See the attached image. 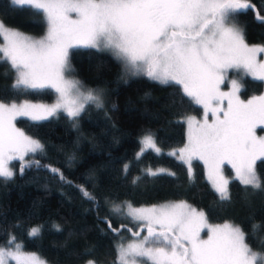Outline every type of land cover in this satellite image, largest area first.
I'll return each instance as SVG.
<instances>
[{
  "label": "snow or ice",
  "instance_id": "6c2138e0",
  "mask_svg": "<svg viewBox=\"0 0 264 264\" xmlns=\"http://www.w3.org/2000/svg\"><path fill=\"white\" fill-rule=\"evenodd\" d=\"M10 2L15 7L29 6L41 15L46 31L42 37L34 38L0 21V63H7L14 75V82L0 90V97L10 91L16 95L53 88L58 100L47 106L0 99V179L14 178L11 161L21 162L20 174L31 164H38L25 162V157L44 147L16 127L18 118L41 121L62 110L75 121L86 105L103 106L100 90L85 89L80 80L66 75L74 71L69 49L88 47L110 52L120 63L123 76L145 75L162 84L172 82L180 86L182 99L187 97L203 105L202 121L187 118L188 143L178 156L188 164L190 178L191 162L196 158L204 162L208 180L222 202L231 199L230 180L223 172L225 164L234 170L232 179L245 189L262 188L256 164L264 160V137H258L256 129L264 127V95L241 100L238 93L242 85L236 79L230 81V92H222L219 87L230 69L264 81V60L257 59L264 53V45L250 46L236 19L251 8L247 0ZM259 19L264 21V17ZM225 98L226 109L219 106ZM209 112L214 117L211 122ZM141 143V152L160 151L151 134H145ZM51 171L63 179L59 169ZM165 172L147 170L149 176ZM81 191L91 199L87 191ZM112 212L139 228L132 232L131 241L124 243L121 237L115 246L113 264H264V251L253 250L239 225L209 224L203 210L185 201L151 207L123 202L114 204ZM205 229L206 239L201 237ZM109 230L116 236L122 230L131 231L127 224L113 228L110 222ZM144 231L147 234L141 237ZM39 233L40 228L33 227L28 236L37 237ZM22 248L14 236L10 237L6 245L0 246V264H47L36 253ZM88 264L95 261L89 260Z\"/></svg>",
  "mask_w": 264,
  "mask_h": 264
},
{
  "label": "trees",
  "instance_id": "16d2710c",
  "mask_svg": "<svg viewBox=\"0 0 264 264\" xmlns=\"http://www.w3.org/2000/svg\"><path fill=\"white\" fill-rule=\"evenodd\" d=\"M247 2L251 8L238 15L237 22L247 43H264V21L259 19L264 17V0ZM0 21L33 36L46 31L41 15L29 6L15 7L10 0H0ZM69 51L74 69L68 73L69 78L80 80L85 89L100 90L103 106L86 105L75 121L62 110L46 120L16 121L26 135L44 147L25 158V162L38 164H31L20 174L21 162L15 161L14 178L0 179V246L14 236L23 245L22 250L36 252L50 264H84L89 260L113 264L115 246L121 237L130 240L132 232L139 231L112 212L114 204L130 202L140 206L185 200L203 210L211 223L228 221L239 225L253 250L264 251V160L256 164L262 181L259 190L245 189L232 179L226 166L231 199L220 201L207 181L203 163L192 160L190 178L187 165L165 153L186 143L183 119L203 112L189 98L182 99L179 85L162 84L145 75L123 76L120 63L107 51L88 47ZM238 76L240 97L248 99L263 92V81ZM13 82L8 64L0 63V90ZM55 97L51 88H45L16 95L10 91L0 99L50 102ZM145 134L154 136L162 152L148 149L137 158L140 137ZM159 166L167 172L147 174L150 167ZM51 169H59L63 179ZM81 188L91 199L83 195ZM109 222L113 228L127 224L131 231L122 230L116 236L109 230ZM33 227L40 228L37 237L28 236ZM146 234L144 231L141 236ZM88 252L91 254H85Z\"/></svg>",
  "mask_w": 264,
  "mask_h": 264
},
{
  "label": "rangeland",
  "instance_id": "374dc122",
  "mask_svg": "<svg viewBox=\"0 0 264 264\" xmlns=\"http://www.w3.org/2000/svg\"><path fill=\"white\" fill-rule=\"evenodd\" d=\"M73 16H74V14H73ZM16 29V28H15ZM17 30V29H16ZM22 33H24V32H22ZM24 34H26V35H29V36H32V37H34V38H40V37H42L43 35H36V36H33V35H31V34H28V33H24ZM0 43H2V40H1V42ZM249 44V43H248ZM250 46L251 45H264V43H261V44H252V43H250L249 44ZM70 50V49H69ZM70 52V51H69ZM257 59H260V60H264V53H260V54H258V56H257ZM67 76H68V73L66 74ZM251 77V76H250ZM68 78H69V76H68ZM70 79H72V78H70ZM233 79H236V80H238L239 82H240V78H239V76H238V74H237V72L235 71V70H229L227 73H226V79H225V81L219 86L220 87V91H222V92H230L231 91V83H230V81L231 80H233ZM264 82V81H263ZM241 83V82H240ZM52 90H53V92H54V94L56 95V97H55V99L53 100V101H50V102H44V101H31V100H28L30 103H33V104H42V105H47V106H51V105H53V104H55L56 102H57V100H58V93L55 91V89H53V88H51ZM238 95H239V97H240V92L238 93ZM259 95H264V90H263V92L261 93V94H255V95H252V97L253 96H259ZM251 98V97H250ZM250 98H248V99H250ZM240 99L241 100H248V99H244V98H242V97H240ZM23 101H25V100H21V101H18L17 103H20V102H23ZM198 106H200L202 109H203V112H202V114L200 115V116H195V115H189V116H187L186 118H184L183 119V121L185 122V125H186V140H185V144L183 145V146H181L180 148H178V149H169L168 151H165V153L166 154H168V155H172V153H176V155H172L173 157H175L177 160H179L180 162H181V160L178 158V156H179V151H180V149H182V148H184L185 147V145L188 143V123H187V118L188 117H195L196 118V120H199V121H202L203 119H204V107H203V105H199V104H197ZM213 105L215 106V102H213ZM221 108H227V98H225L223 101H222V103H220V105H219ZM64 112V111H63ZM24 118H26V117H24ZM49 118V117H48ZM19 119V118H18ZM17 119V120H18ZM28 119V118H27ZM214 119V117L212 116V114H211V112H209L208 113V120H209V122H211L212 120ZM16 120V121H17ZM16 123V122H15ZM16 127L17 128H19V129H21L22 130V128H20V127H18L17 126V124H16ZM264 129V127H260V126H258L257 127V129H256V135L258 136V137H264V130L263 131H260L259 129ZM23 131V130H22ZM24 132V131H23ZM25 133V132H24ZM152 135V134H151ZM153 136V135H152ZM143 137L144 136H142V137H140V144H141V146H140V148L137 150V153H136V155H137V158L139 157V156H141V154L143 153V152H145V151H148V149H145L143 152H141V147H142V143H141V141H142V139H143ZM153 138H154V136H153ZM155 141V140H154ZM156 146H157V148H159L160 149V147H158V145H157V143H156ZM150 150H152V151H154L155 153H157V154H159L160 152H162V150L160 149V151L159 152H156L154 149H150ZM31 154V153H30ZM29 155V154H28ZM26 158V157H25ZM194 159H196V158H194ZM193 159V160H194ZM197 160H199V159H197ZM16 161H18V160H16ZM201 163H203V165H204V162L203 161H201V160H199ZM15 161H11L10 163H9V167L13 170V163H14ZM183 162V161H182ZM184 164H186L187 165V167H188V164L187 163H185V162H183ZM229 167L230 168V170H231V172H232V177H234V170H232L231 169V166L230 165H228V164H225L224 165V167H223V172H224V175H225V177L226 178H228V179H230V175H228V173L225 171V167ZM149 169H151V170H153V171H156V170H159V169H164V170H166L164 167H161V166H159V168H152V167H150ZM204 169H205V173H206V178H207V181H208V183L211 185V182L208 180V176H207V168L205 167V165H204ZM166 172H167V170H166ZM188 172H189V170H188ZM191 174H192V163H191ZM211 187H212V185H211ZM214 190V189H213ZM181 200H172V201H166V202H161V203H155V204H151V205H140V206H136V207H141V206H143V207H151V206H153V205H161V204H165V203H169V202H180ZM182 201H185V200H182ZM186 202V201H185ZM123 203V202H122ZM121 204V203H120ZM135 206V205H134ZM226 222H228V221H226ZM208 223L209 224H212V225H215V224H223V223H225V222H223V223H211V222H209L208 221ZM229 223H231V222H229ZM233 224V223H232ZM235 225V224H234ZM142 237V236H141ZM201 237L202 238H207V229H205L202 233H201ZM132 239H134V237L133 238H131L130 240H126V241H124V243H127V242H129V241H131ZM121 242V241H120ZM119 242V243H120ZM24 251V250H23ZM25 252H30V253H33V252H31V251H27V250H25ZM36 253V252H35ZM37 254V253H36ZM38 255V254H37ZM39 256V255H38ZM41 259H43L41 256H39ZM44 260V259H43ZM47 262V261H46ZM9 264H15V262L14 261H10L9 262ZM47 264H50V263H48L47 262ZM84 264H88V262H85Z\"/></svg>",
  "mask_w": 264,
  "mask_h": 264
}]
</instances>
